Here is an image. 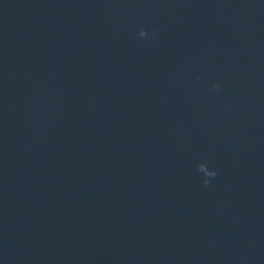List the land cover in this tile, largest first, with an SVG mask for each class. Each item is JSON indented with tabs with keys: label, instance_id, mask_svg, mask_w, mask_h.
Instances as JSON below:
<instances>
[{
	"label": "clouds",
	"instance_id": "obj_1",
	"mask_svg": "<svg viewBox=\"0 0 264 264\" xmlns=\"http://www.w3.org/2000/svg\"><path fill=\"white\" fill-rule=\"evenodd\" d=\"M157 35L156 31H153L151 34L145 29H140L138 32V36L140 38H155ZM213 90H219L221 88V84L216 82L212 85ZM197 171L202 173L204 176L203 186L207 188L210 183V178H215L217 176V172L215 170H209L207 163H200L197 165Z\"/></svg>",
	"mask_w": 264,
	"mask_h": 264
}]
</instances>
